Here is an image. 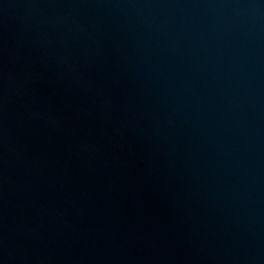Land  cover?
<instances>
[{"label":"water","instance_id":"1","mask_svg":"<svg viewBox=\"0 0 264 264\" xmlns=\"http://www.w3.org/2000/svg\"><path fill=\"white\" fill-rule=\"evenodd\" d=\"M0 264H264V0H0Z\"/></svg>","mask_w":264,"mask_h":264}]
</instances>
